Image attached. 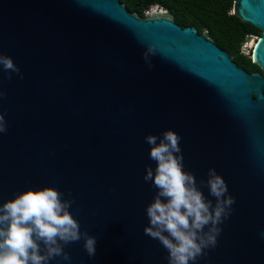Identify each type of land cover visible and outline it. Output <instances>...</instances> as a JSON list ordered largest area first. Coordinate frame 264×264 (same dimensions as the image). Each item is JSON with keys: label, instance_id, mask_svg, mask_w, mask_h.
Here are the masks:
<instances>
[{"label": "water", "instance_id": "1", "mask_svg": "<svg viewBox=\"0 0 264 264\" xmlns=\"http://www.w3.org/2000/svg\"><path fill=\"white\" fill-rule=\"evenodd\" d=\"M233 14L261 31L252 63L263 73L167 10L141 17L121 0H0V55L21 70L0 65V205L54 187L97 238L93 257L84 240L65 246L70 264H168L144 234L157 193L144 176L156 167L145 137L171 129L184 170L199 184L215 168L235 197L217 246L195 264H264V0H236Z\"/></svg>", "mask_w": 264, "mask_h": 264}, {"label": "clouds", "instance_id": "2", "mask_svg": "<svg viewBox=\"0 0 264 264\" xmlns=\"http://www.w3.org/2000/svg\"><path fill=\"white\" fill-rule=\"evenodd\" d=\"M0 65L9 73H21L7 55H0ZM5 95L0 91V99ZM7 130L0 113V133ZM181 139L171 129L145 137L156 167L147 166L144 181L151 182L157 193L146 208L149 225L144 234L167 250L168 264H195L206 255L205 250L217 246L220 225L230 217L235 197L228 194L215 168L199 184L192 172L184 170ZM202 186L215 203L205 197ZM63 196L54 187L29 189L0 205V264H49L57 257L70 264L72 258L64 248L80 240L88 256H95L97 238L81 231L80 222L69 211L74 201Z\"/></svg>", "mask_w": 264, "mask_h": 264}, {"label": "trees", "instance_id": "3", "mask_svg": "<svg viewBox=\"0 0 264 264\" xmlns=\"http://www.w3.org/2000/svg\"><path fill=\"white\" fill-rule=\"evenodd\" d=\"M236 0H121L130 12L145 16V11L154 6L170 12L176 23L192 26L201 34L208 31L217 45L230 53L233 60L252 73L260 69L252 63V57L241 53V48L250 35H261V31L249 23L242 22L233 14Z\"/></svg>", "mask_w": 264, "mask_h": 264}, {"label": "rangeland", "instance_id": "4", "mask_svg": "<svg viewBox=\"0 0 264 264\" xmlns=\"http://www.w3.org/2000/svg\"><path fill=\"white\" fill-rule=\"evenodd\" d=\"M162 8V7H159ZM259 36L258 35H250L246 41L244 42V44L242 46H244L246 44V46H248V51H242L241 48V53L247 57H252V51H253V46L257 40Z\"/></svg>", "mask_w": 264, "mask_h": 264}, {"label": "built area", "instance_id": "5", "mask_svg": "<svg viewBox=\"0 0 264 264\" xmlns=\"http://www.w3.org/2000/svg\"><path fill=\"white\" fill-rule=\"evenodd\" d=\"M157 10H165L164 8H159L158 6H154L149 10L145 11V14H147L150 11H157ZM242 51H248V46H246V44L244 46H242Z\"/></svg>", "mask_w": 264, "mask_h": 264}, {"label": "flooded vegetation", "instance_id": "6", "mask_svg": "<svg viewBox=\"0 0 264 264\" xmlns=\"http://www.w3.org/2000/svg\"><path fill=\"white\" fill-rule=\"evenodd\" d=\"M191 27H192V26H191ZM257 72L263 73L261 70H260V71H257Z\"/></svg>", "mask_w": 264, "mask_h": 264}]
</instances>
